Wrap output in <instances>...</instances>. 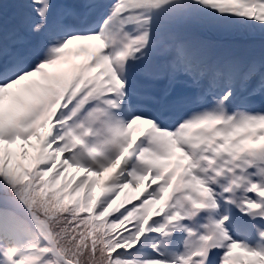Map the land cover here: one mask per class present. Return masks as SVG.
<instances>
[{
  "label": "snow or ice",
  "instance_id": "obj_1",
  "mask_svg": "<svg viewBox=\"0 0 264 264\" xmlns=\"http://www.w3.org/2000/svg\"><path fill=\"white\" fill-rule=\"evenodd\" d=\"M0 264H264V0H0Z\"/></svg>",
  "mask_w": 264,
  "mask_h": 264
},
{
  "label": "bare ground",
  "instance_id": "obj_2",
  "mask_svg": "<svg viewBox=\"0 0 264 264\" xmlns=\"http://www.w3.org/2000/svg\"><path fill=\"white\" fill-rule=\"evenodd\" d=\"M63 55L65 56V59H68L70 56H75V57H77L78 60H80L82 58V53L81 54H77L75 49L71 48V47H70V50L65 52ZM132 135H133V137H135L137 135V129L133 130Z\"/></svg>",
  "mask_w": 264,
  "mask_h": 264
},
{
  "label": "rangeland",
  "instance_id": "obj_3",
  "mask_svg": "<svg viewBox=\"0 0 264 264\" xmlns=\"http://www.w3.org/2000/svg\"><path fill=\"white\" fill-rule=\"evenodd\" d=\"M130 193H134V195L138 194V189H130L128 190Z\"/></svg>",
  "mask_w": 264,
  "mask_h": 264
},
{
  "label": "trees",
  "instance_id": "obj_4",
  "mask_svg": "<svg viewBox=\"0 0 264 264\" xmlns=\"http://www.w3.org/2000/svg\"><path fill=\"white\" fill-rule=\"evenodd\" d=\"M30 151V150H29ZM17 154H18V158H19V149H18V147H17Z\"/></svg>",
  "mask_w": 264,
  "mask_h": 264
}]
</instances>
